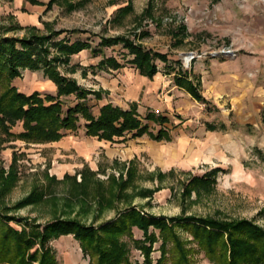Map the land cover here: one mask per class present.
<instances>
[{
    "label": "rangeland",
    "instance_id": "374dc122",
    "mask_svg": "<svg viewBox=\"0 0 264 264\" xmlns=\"http://www.w3.org/2000/svg\"><path fill=\"white\" fill-rule=\"evenodd\" d=\"M233 1L239 0H219L215 4H211L209 0H87L83 6L69 14L58 6H52L49 11H43L41 17L50 24L51 28L48 27L47 31H63L55 40L65 39L71 42L87 39L92 46L96 45L98 37L121 36L135 39L141 32H147V37L135 39V42L154 53L165 55L166 59L178 60L183 69H186L197 57L216 59L219 62L233 59L236 54L258 55L264 42L263 34H259L264 29V24L258 22L257 25H252L250 22L240 21V16L244 14L238 12L240 7L231 5ZM127 3L131 10L123 16L119 14V10ZM146 10H149V15H144ZM249 14V19L257 15L252 12ZM3 17L0 16V22ZM181 25L185 28V37L181 47L173 48L169 32L176 31ZM37 27L41 28L42 25ZM73 30L82 31L83 34H73ZM41 32L46 34L44 29ZM246 34L248 36L245 37ZM5 36L22 37L21 33H7ZM235 51L238 53H234ZM106 57H112L122 64L121 71L98 68L97 63ZM128 59L130 57L126 50L121 45H114L103 48L101 56H91L88 50L80 51L69 57L68 66L59 65L57 69L79 88L97 92L101 96L100 82L111 79L116 73L121 76L138 73L127 63ZM153 62L158 68L162 67L158 59ZM71 65L76 68L73 72H68ZM189 82L198 85V81ZM12 84L25 94L37 92L41 95H54L55 92V86L40 71L24 70ZM91 97L93 96L87 98L86 103L91 101L90 104L96 106L98 99ZM214 104L218 107L217 113H206L205 119L216 125L221 121H229L226 125L232 127L234 117L232 113L228 116L231 112L228 102L219 101ZM202 112L205 113L204 109ZM140 114L143 115L144 112L140 111ZM179 117H169L171 124L167 127L171 128L173 137L182 126L179 124L182 121ZM187 120L189 122L185 125H188V136L192 139L191 134L197 132L195 129L192 131L193 125L200 126V129H203V125L201 119L189 117ZM19 131L18 126L12 130L14 133ZM90 141L92 142L83 136L80 127L76 132L65 135L56 148L48 145H21L16 141L0 145V172L3 176L9 170L11 150L8 148L15 151L13 170L16 181L0 197V212L14 218L9 223L11 227L19 230L18 221L43 225L52 219L53 212L56 211L55 216L62 213L63 216L97 228L114 219L118 212L134 207L140 213L160 218L192 216L225 222L247 220L264 230V147L260 148L257 155L252 148L244 150L241 157L233 156L234 150L230 148L223 151L226 163L213 160L210 164L199 163L191 167L167 157L166 152L169 153V150L166 151V148L172 145H160V142L150 141L145 136L112 144L89 145ZM13 142L16 145H7ZM234 161L241 165L237 164V171L230 165ZM215 167L220 169L208 186L189 184L192 177L203 176L216 169ZM84 169L88 172L85 190L75 189L70 180L62 181L63 176L67 175L73 177L75 183H80V173ZM44 175L54 178L58 183L48 184ZM46 184L50 192L46 201L36 206L9 210L32 188ZM6 209L9 211H5ZM148 231L153 230L148 228ZM153 232L157 235L156 231ZM131 234V239L127 236H120L118 239L126 245L131 264H144L143 255L131 242L133 239L141 241L142 233L132 228ZM178 234L186 242L185 248L192 251L196 249L187 234L179 230ZM63 245L64 248L69 247L71 264H88V257L82 256L78 243L70 236H62L55 242L52 240L48 243L59 264L67 255L66 252L62 253ZM158 246L159 241L152 245L149 255L151 264H155L160 256ZM188 257L194 264H210L199 253H191Z\"/></svg>",
    "mask_w": 264,
    "mask_h": 264
},
{
    "label": "trees",
    "instance_id": "16d2710c",
    "mask_svg": "<svg viewBox=\"0 0 264 264\" xmlns=\"http://www.w3.org/2000/svg\"><path fill=\"white\" fill-rule=\"evenodd\" d=\"M24 1L32 6H44V12L49 11L52 6H58L66 14L87 2V0ZM218 1L209 0L211 4ZM130 10L131 6L127 3L119 10V14L125 16ZM144 12V15H149V10ZM40 23L46 34H41L35 27L23 29L15 24L0 26V145L10 141H20L27 145L55 143L65 132H75L80 127L83 128L86 137L111 144L122 142L127 135L132 138L146 135L155 142L169 140L163 129L152 134L142 123L146 121L161 125L166 123V119L153 113H146L143 118H139L135 104H131L127 110L105 104L98 108L96 115H93L86 103L87 98L93 96L97 100L100 95L79 88L74 81L60 74L57 69L59 65L68 66L69 57L80 51L88 50L91 56H101L103 48L121 45L130 57L127 63L132 65L140 76L151 79L157 71L153 61L158 59L165 63L167 59L165 55L154 53L135 42V39L147 37V32H141L135 39L121 36L98 37V42L92 46L87 39L71 42L65 39L55 40L63 31H47L48 25ZM22 29L24 30L22 37L5 36L7 33H15ZM184 31L185 28L181 25L176 31L169 32L173 40L171 47L181 45L185 37ZM71 33L83 34L77 30ZM96 66L104 70H115L121 65L112 57H106ZM75 68V65H71L68 72H73ZM24 70L40 71L42 76L55 86V94L41 95L37 92L25 94L18 91L12 82L19 78ZM173 83L193 100L202 104L206 112L216 111L214 106L199 95L197 86L192 85L184 73L174 76ZM17 126L20 131L12 132ZM208 129L213 131L216 127L208 126ZM218 129H223V126L220 125ZM13 155L12 153L6 175L3 176L0 172V197L8 192L16 181L13 170L16 160ZM218 171L216 168L203 176H194L189 184L208 186L214 181V175ZM87 173L86 169L81 171L80 183H75L74 178L67 175L63 176L62 181L70 180L75 189L85 190ZM44 178L48 184L58 183L52 177L44 175ZM48 184L32 188L9 210L36 206L46 201L50 197ZM55 212L52 219L43 225L18 221L19 230L9 225L14 220L13 217L0 212V264H57L48 243L62 236H70L78 243L82 256L88 257V264H131L128 260V249L118 238L127 236L131 239L132 228L142 233L141 241L133 239L131 242L143 255L144 264H151L149 255L152 245L157 241L160 256L155 260V264H194L188 257L191 253L202 254L210 264H264V230L247 220L225 222L192 216L160 218L129 207L118 212L114 219L96 228L63 216L62 213L55 216ZM148 228L156 231L157 235L153 231H148ZM178 230L191 238L196 248L194 251L185 248L186 242L181 240Z\"/></svg>",
    "mask_w": 264,
    "mask_h": 264
},
{
    "label": "crops",
    "instance_id": "0c3cea01",
    "mask_svg": "<svg viewBox=\"0 0 264 264\" xmlns=\"http://www.w3.org/2000/svg\"><path fill=\"white\" fill-rule=\"evenodd\" d=\"M225 2L229 3L228 1ZM231 5L237 8L240 7L238 12L244 14L240 16V21L244 23L250 22L252 25H257L258 22L264 24V0H239L233 1ZM44 8V6L29 5L24 0H0V16H4L0 26L15 24L23 29L35 27L42 33L43 26L41 28L37 26L42 25L40 22L47 23L41 17ZM249 12L257 15L249 19ZM47 25L50 27L49 23ZM23 29L15 33L23 35ZM44 31L47 33L45 29ZM260 31L259 34H263L262 40L264 41V29ZM246 36L248 35L246 34ZM262 45L260 50H258V55L246 56V53H244L240 56L236 54L233 59H225L219 62L216 59L197 57V60L192 62L186 69H183L178 60L167 59L165 63L161 62V68L156 66L157 71L151 79L142 77L138 73L122 76L116 73L111 79L100 82L101 96L97 101L95 100L98 104L95 106L90 104L91 101H89L87 105L93 115H96L98 108L105 104H110L122 110H127L131 104H135L139 118H143L146 113H153L155 116L165 118L166 123L161 125L146 121H142V123L146 125L148 132L152 134H155L159 129L166 131L169 140H161L158 143L160 142V145H172L166 148V151L169 150V153L166 152L167 157L180 161L183 166L192 167L199 163L210 164L213 160L226 163L223 151L230 148L234 150L233 156L235 157H241L243 151H248L249 148L254 149L255 155H257L260 148L264 147V42ZM261 50L263 51L262 53L260 52ZM234 53L238 52L235 51ZM117 63L120 64L118 61ZM121 66L113 71H121L123 68ZM183 73L187 80L198 81L197 91L199 95L210 105L214 106L216 111L206 112L202 104L193 100L183 89L174 85L173 77ZM219 101H226L230 105L231 112L228 113V116H231L232 113L234 117L230 128L228 127L229 125H226L229 124V121H221L216 125L205 119L206 113L209 115L213 111L217 113L218 107L214 103ZM203 109L205 113L202 112ZM140 111L144 112V114L141 115ZM177 115L184 121H179L182 126L179 128L178 134L173 137L170 131L171 128L169 129L167 126L171 124L169 117ZM189 117L201 119V125H203V129H200V126L193 125L192 131L195 129L197 132L191 134L193 136L192 139H189L188 136V125H185L188 124L189 120L187 118ZM220 125L223 126L221 130L218 129ZM208 126H214L216 129L213 131L209 130ZM81 130L83 136L86 137L83 128ZM68 133L74 132H65L64 136ZM144 136L147 137L142 135L139 138ZM86 138L92 140L89 145L93 143L97 145L108 143L98 142L95 138ZM139 138H132L127 135L123 142ZM61 139L58 142L45 145L56 148ZM16 142L24 145L20 141ZM13 143H8L7 145H16ZM8 149L11 150L10 164L11 155L15 151L13 148ZM237 164L236 161L230 164L235 171L238 170ZM238 165L241 166L240 164ZM215 168L220 169L218 167ZM56 240L53 241L55 242ZM62 247V253L65 254L66 252L67 255H65L66 259L61 264H71L72 255L69 253V247L65 246L64 248V245ZM63 254L62 257L64 258Z\"/></svg>",
    "mask_w": 264,
    "mask_h": 264
},
{
    "label": "bare ground",
    "instance_id": "6f19581e",
    "mask_svg": "<svg viewBox=\"0 0 264 264\" xmlns=\"http://www.w3.org/2000/svg\"><path fill=\"white\" fill-rule=\"evenodd\" d=\"M188 59H186V61H187Z\"/></svg>",
    "mask_w": 264,
    "mask_h": 264
}]
</instances>
